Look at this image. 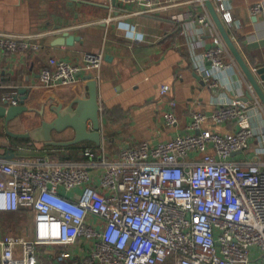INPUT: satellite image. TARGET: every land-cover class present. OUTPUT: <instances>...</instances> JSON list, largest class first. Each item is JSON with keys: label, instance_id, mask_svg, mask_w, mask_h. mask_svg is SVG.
Listing matches in <instances>:
<instances>
[{"label": "built area", "instance_id": "2783aa9c", "mask_svg": "<svg viewBox=\"0 0 264 264\" xmlns=\"http://www.w3.org/2000/svg\"><path fill=\"white\" fill-rule=\"evenodd\" d=\"M109 1L117 17L120 6H141L135 13H142L161 5L160 0ZM210 1L231 26L228 1ZM250 14H264V1L253 4ZM195 19L215 34L203 63L195 66L214 88V72L235 63H227L228 50L209 14ZM39 47L0 36V49L8 54ZM103 60L102 52L77 64L51 58L39 84L64 87L81 74L97 77ZM169 91L159 86L161 96ZM18 103L8 93L0 98L2 105ZM168 104L176 105L172 99ZM162 119L169 126L177 122L173 111ZM250 120L239 100L211 114L194 111L185 133L123 148L113 159L102 146L77 148L81 157L72 160L51 147L38 155H16L13 150L24 149L8 144L0 154V214L30 221L0 237V264H264V161L234 159L255 135ZM206 123L236 128L221 134ZM7 151L15 156L4 158ZM257 155L264 156V147Z\"/></svg>", "mask_w": 264, "mask_h": 264}, {"label": "crops", "instance_id": "0c3cea01", "mask_svg": "<svg viewBox=\"0 0 264 264\" xmlns=\"http://www.w3.org/2000/svg\"><path fill=\"white\" fill-rule=\"evenodd\" d=\"M160 1L161 5L152 12L135 13L141 6H120L117 17L114 4L109 0H0V36L12 35L40 46L35 52L18 50L15 54L0 49V98L6 93L17 97L18 89L27 88L30 98L26 106L39 109L46 101L44 119L50 121L54 118L48 110L54 104L52 98L65 108L73 98L82 99L87 78L96 80L101 146L107 159L143 141L155 145L170 140L185 133L192 112L211 114L239 100L250 116L255 135L248 149L235 154L234 159L264 161L263 155H257L264 147V106L232 54L228 51L225 59L235 64L214 72L217 87H209L195 71V66L203 63L201 56L211 46L215 35L195 19L208 13L205 5L204 8L200 0ZM227 1L233 19L231 26L219 18L264 91V82L256 74V70L264 66V14H250V7L264 0ZM190 13L192 16L186 19ZM64 36H72L73 42L59 44ZM99 52L103 53L104 60L97 77L81 74L78 81L69 86H40L39 74L48 66L49 59L77 64L86 55ZM162 84L170 88L166 96L159 94ZM169 99L175 101L174 108H170ZM168 111L174 112L175 125L164 123L162 116ZM0 122L4 128L3 119L0 118ZM40 123L37 114L26 113L11 120L8 128L22 133ZM204 127L221 134L231 133L236 128L234 124L208 123ZM63 134L62 140L73 135L70 129ZM13 140L7 136L1 140L0 154L8 144L24 149L13 151L25 156L38 155L44 148H50L31 141L28 145L17 144ZM82 144L95 147L88 142ZM58 149L65 158L79 160L81 157L77 149Z\"/></svg>", "mask_w": 264, "mask_h": 264}, {"label": "water", "instance_id": "95a60500", "mask_svg": "<svg viewBox=\"0 0 264 264\" xmlns=\"http://www.w3.org/2000/svg\"><path fill=\"white\" fill-rule=\"evenodd\" d=\"M204 5L208 10L212 22L220 33L224 45L230 54H232L234 60L253 87L258 99L264 106V91L257 84L254 74L244 62L237 48L231 41L212 2L210 0H204ZM73 40L74 38L72 36H64L63 41H61L62 43L59 44H70ZM256 74L260 77V80L264 82V67L256 70ZM17 93L19 94V96L16 97L19 102L17 105L6 106L5 104H0V118L3 119L5 135L8 138L19 140L28 139L32 143L42 144L45 147L68 148L85 142L91 143L97 148L101 146L100 109L98 105V87L96 80L87 78L84 84V94L82 99L73 98L65 108H63L60 101L51 97L54 104L50 106L48 110L54 115V118L50 121L44 119L46 101L39 109L30 108L25 104L26 100L30 98V91L27 88H20L17 90ZM26 113L37 114L41 119L40 125L22 133H16L9 130L8 123ZM88 124L90 126L89 129ZM68 129H70L73 134L70 139L65 141L55 139L54 135L62 134ZM14 156L15 154L13 152L7 151L3 157L11 159Z\"/></svg>", "mask_w": 264, "mask_h": 264}, {"label": "rangeland", "instance_id": "374dc122", "mask_svg": "<svg viewBox=\"0 0 264 264\" xmlns=\"http://www.w3.org/2000/svg\"><path fill=\"white\" fill-rule=\"evenodd\" d=\"M63 136H64V134L58 135V136L54 135V137H56L57 139H61V140L64 139ZM5 137H6L5 130L1 126V122H0V142ZM26 221L29 222L30 218L27 217V219H25V215H21V214H13V215H11V214H0V237L3 235L4 232L11 231L12 233H14L16 231L15 228L21 226L22 223H24Z\"/></svg>", "mask_w": 264, "mask_h": 264}, {"label": "trees", "instance_id": "16d2710c", "mask_svg": "<svg viewBox=\"0 0 264 264\" xmlns=\"http://www.w3.org/2000/svg\"><path fill=\"white\" fill-rule=\"evenodd\" d=\"M13 142H15L17 144H22V145L30 144V140H28V139H22V140L15 139V140H13ZM84 146H85V144H79V145L71 146V147H68V148H65V149L76 150L77 148L84 147ZM86 146H87V144H86ZM11 215H13V214H11Z\"/></svg>", "mask_w": 264, "mask_h": 264}]
</instances>
